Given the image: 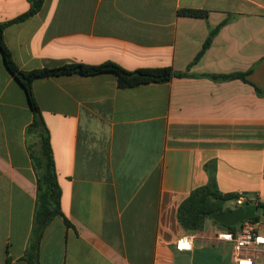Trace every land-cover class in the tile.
Returning a JSON list of instances; mask_svg holds the SVG:
<instances>
[{"label": "crops", "instance_id": "crops-1", "mask_svg": "<svg viewBox=\"0 0 264 264\" xmlns=\"http://www.w3.org/2000/svg\"><path fill=\"white\" fill-rule=\"evenodd\" d=\"M30 8L29 0H0V24ZM182 9L209 15L179 16ZM4 37L25 72L112 62L190 75L129 89L111 73L34 82L64 214L45 229L40 264H237L233 243L219 239L230 230L209 219L188 232L177 213L208 183L211 163L222 193L264 203V0H46ZM232 74H247V82L209 77ZM32 122L0 52V264H31ZM186 237L191 251L178 247Z\"/></svg>", "mask_w": 264, "mask_h": 264}, {"label": "trees", "instance_id": "trees-1", "mask_svg": "<svg viewBox=\"0 0 264 264\" xmlns=\"http://www.w3.org/2000/svg\"><path fill=\"white\" fill-rule=\"evenodd\" d=\"M45 1L46 0H29L31 8L27 13L12 21L0 24V52L5 67L25 90L29 105L33 112V122L27 129V135H34L38 138L37 147L30 150V158L37 176V204L34 216V229L27 251V261L31 264H40V245L47 226L56 217H64L62 211V189L58 180L51 137L33 91L34 82L38 79L50 77L70 75L90 77L111 73L117 76L118 87L120 89H129L148 84L167 83L173 78H185L190 76L186 73H176L171 68L140 69L130 72L112 62H106L101 65L66 64L57 68H43L28 72L20 70L13 59L12 52L5 42V30L11 25L21 23L35 16L42 10ZM178 15L206 19L209 13L204 10L182 9L178 11ZM216 33L217 30L210 33L209 38L195 62H197L208 50ZM209 77L216 81L240 79L247 82V74ZM205 169L209 176L208 183L194 189L178 208V222L188 232L204 230L205 224L207 220L210 219L211 215L224 213L226 209H229V203L238 199L240 196L234 193L224 194L219 190L216 179V167L213 163L207 165ZM251 205L258 206L259 211L262 210L264 215V203L254 202ZM252 220L261 221V217L257 215ZM65 223L67 227L71 226L67 219H65ZM219 225L230 231L235 230L233 227Z\"/></svg>", "mask_w": 264, "mask_h": 264}, {"label": "built area", "instance_id": "built-area-1", "mask_svg": "<svg viewBox=\"0 0 264 264\" xmlns=\"http://www.w3.org/2000/svg\"><path fill=\"white\" fill-rule=\"evenodd\" d=\"M254 202L257 200L241 194L238 199L229 204L237 209ZM219 239L233 243L237 264H254L255 255L264 254V224L262 221L252 219L244 221L234 232H226L220 235ZM178 247L181 251H191L193 249L192 239L188 237L181 239Z\"/></svg>", "mask_w": 264, "mask_h": 264}, {"label": "water", "instance_id": "water-1", "mask_svg": "<svg viewBox=\"0 0 264 264\" xmlns=\"http://www.w3.org/2000/svg\"><path fill=\"white\" fill-rule=\"evenodd\" d=\"M258 211V206L247 205L237 209H226L222 214L211 215L210 219L227 227H236L244 221L255 218Z\"/></svg>", "mask_w": 264, "mask_h": 264}, {"label": "rangeland", "instance_id": "rangeland-1", "mask_svg": "<svg viewBox=\"0 0 264 264\" xmlns=\"http://www.w3.org/2000/svg\"><path fill=\"white\" fill-rule=\"evenodd\" d=\"M33 141H34V139H33ZM228 207L231 208V209H235V207H231L230 204L228 205ZM258 216L261 217V221H262V223L264 224V215H263V211H262V210L258 211ZM257 254H259V253H257ZM261 254H262V253H261ZM262 255H264V254H262ZM258 256H259V255H258Z\"/></svg>", "mask_w": 264, "mask_h": 264}]
</instances>
